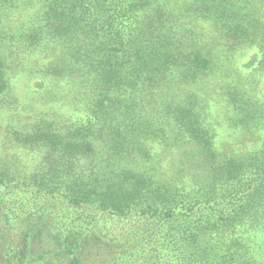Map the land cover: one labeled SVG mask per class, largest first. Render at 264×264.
Wrapping results in <instances>:
<instances>
[{"label":"trees","instance_id":"1","mask_svg":"<svg viewBox=\"0 0 264 264\" xmlns=\"http://www.w3.org/2000/svg\"><path fill=\"white\" fill-rule=\"evenodd\" d=\"M181 6L0 0V110L27 52L50 51L42 73L73 101L63 119L5 128L40 161L0 158V223L29 212L19 240L0 226V264H264V102L249 86L264 71V0ZM235 44L254 51L239 69ZM213 88L250 148L217 146Z\"/></svg>","mask_w":264,"mask_h":264},{"label":"rangeland","instance_id":"2","mask_svg":"<svg viewBox=\"0 0 264 264\" xmlns=\"http://www.w3.org/2000/svg\"><path fill=\"white\" fill-rule=\"evenodd\" d=\"M174 5H181L190 2L191 0H171ZM247 4L249 0H231ZM176 17H182V23L189 24L194 22L196 28L202 35L208 36L210 39H215L219 36V31L209 23L200 24L203 16L198 13L196 17L189 16V13L182 10H176ZM186 14L189 17H186ZM200 24V25H199ZM199 25V26H198ZM219 48V47H218ZM226 49V48H225ZM233 57V67L240 68L243 64L254 56V51H251L247 45H234L231 50ZM46 55H51L50 51L45 53H24L12 67V87L11 93L7 97V101L0 110V158L12 160L24 171L31 170L40 161L39 153L23 149L9 142L7 139L6 129L11 124L20 123L22 125H30L45 116L56 120L63 119L61 115H67L71 111L73 101L69 94V88L54 87L53 83L44 76L42 68L47 61ZM211 85H219L220 83L215 77H210ZM47 81V82H44ZM255 84L249 85L254 88L256 96L260 102H264V71L255 76ZM240 82V81H239ZM242 84V82H241ZM211 98V106L213 120L217 124L218 139L217 146L223 151L246 150L255 142V137L248 135L241 127L234 126L228 118L227 110L223 106V100L216 94L215 89L209 93ZM9 125V126H8ZM12 141V140H11ZM167 171L172 175L179 162L175 161L171 151L165 150ZM184 180V179H182ZM28 213L24 210L17 212L16 218L11 220L10 226L6 225L5 220H1L0 226L10 230L12 239L19 240L20 232L28 223L26 221ZM13 215L12 217H14ZM106 231L112 232L114 227L119 223L107 218H102ZM121 228V227H120Z\"/></svg>","mask_w":264,"mask_h":264}]
</instances>
